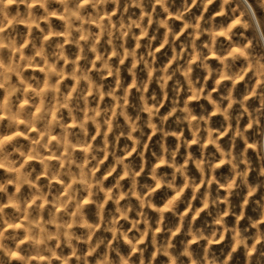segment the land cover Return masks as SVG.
I'll list each match as a JSON object with an SVG mask.
<instances>
[{
	"label": "clouds",
	"instance_id": "clouds-1",
	"mask_svg": "<svg viewBox=\"0 0 264 264\" xmlns=\"http://www.w3.org/2000/svg\"><path fill=\"white\" fill-rule=\"evenodd\" d=\"M0 264H264V0H0Z\"/></svg>",
	"mask_w": 264,
	"mask_h": 264
}]
</instances>
